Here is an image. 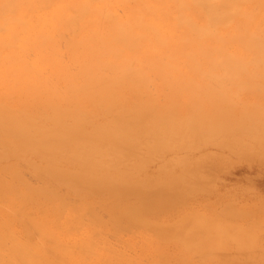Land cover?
Listing matches in <instances>:
<instances>
[{"label":"bare ground","instance_id":"bare-ground-1","mask_svg":"<svg viewBox=\"0 0 264 264\" xmlns=\"http://www.w3.org/2000/svg\"><path fill=\"white\" fill-rule=\"evenodd\" d=\"M0 95L24 109L139 108L114 129L138 134L131 126L148 123L158 148L179 128L193 146L218 133L236 146L249 134L217 121L264 112V0H0ZM79 116L54 126L77 138L86 132ZM21 119L0 112L26 133ZM83 140L51 151L110 166L130 156L123 143ZM37 178L13 197L0 193V264H264L262 217L190 212L177 192L141 204L73 198Z\"/></svg>","mask_w":264,"mask_h":264},{"label":"rangeland","instance_id":"rangeland-1","mask_svg":"<svg viewBox=\"0 0 264 264\" xmlns=\"http://www.w3.org/2000/svg\"><path fill=\"white\" fill-rule=\"evenodd\" d=\"M8 96L0 95V112L21 116L19 125L26 123V133L17 132L13 123L0 122V170L4 171L0 193L10 189L7 197H13L27 184L41 185L37 178L41 173L73 198L117 195L141 204L177 192L181 198L178 208L190 212L205 211L224 217L229 214L227 218L242 222L254 216L264 219V112L250 118L227 114L217 121L224 127L237 123L249 134L236 146H225L229 143L219 133L208 134L205 141L193 146L190 133L183 134L179 128L178 133L164 131L167 143L158 148L159 134L142 129L148 123L131 126L139 129L138 134L131 128L114 129L120 125L117 118L135 121L134 111L139 108L119 111L118 105L107 104L93 112L77 113L67 105H56L52 111L38 102L24 109L16 101H7ZM78 114L85 120L86 132L82 136L74 138L66 129L59 131L54 126L58 120L71 125ZM83 139L123 143L130 156L118 166H110L96 158L81 162L51 151L56 145L83 144ZM260 229L264 235V223Z\"/></svg>","mask_w":264,"mask_h":264}]
</instances>
